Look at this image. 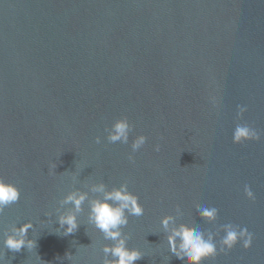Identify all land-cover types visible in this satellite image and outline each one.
<instances>
[{
    "label": "water",
    "instance_id": "95a60500",
    "mask_svg": "<svg viewBox=\"0 0 264 264\" xmlns=\"http://www.w3.org/2000/svg\"><path fill=\"white\" fill-rule=\"evenodd\" d=\"M122 118L128 143H109ZM237 119L260 139L233 138ZM0 180L20 192L0 214V264L111 260L87 202L75 234L57 223L72 207L60 200L102 199L101 183L126 184L144 209L121 230L135 264H264V0H0ZM166 216L169 229L215 227L217 252L177 259ZM222 219L252 234L249 249H220ZM25 223L35 246L8 251L5 233Z\"/></svg>",
    "mask_w": 264,
    "mask_h": 264
},
{
    "label": "clouds",
    "instance_id": "9594fccd",
    "mask_svg": "<svg viewBox=\"0 0 264 264\" xmlns=\"http://www.w3.org/2000/svg\"><path fill=\"white\" fill-rule=\"evenodd\" d=\"M245 107V102L237 101V111ZM108 132L107 140L109 143L117 142L128 143L129 133L132 131L126 118L116 120ZM233 138H239L243 141H258L260 139L257 132L251 130L246 121L237 119L232 128ZM146 137L138 136L131 145L133 153L140 150L146 143ZM100 143L99 137L95 141ZM157 145L155 151H159ZM132 162V156H129ZM55 167V166H52ZM75 180V177H73ZM92 193L102 194V199L89 200L87 192L72 191L59 201L61 208L71 205V209L66 213L58 215L57 223L61 229H64L65 236L73 235L78 229L77 215H79L85 202L88 203V223L93 225L102 235L104 240L111 241L113 246H105L102 251L105 257L111 256L112 259H104L103 264H135L143 257L136 250H129L126 241L130 238L122 233V229L128 225V216L141 217L144 209L138 203V198L130 194L127 185L122 184L119 189L106 191L104 184H98L91 187ZM245 196L254 201V195L249 187L245 186ZM20 200L19 190L12 184L0 180V214L4 213L6 208L17 204ZM111 202V203H109ZM218 206L215 202H203L196 206V211L208 217H215ZM59 212V209H57ZM179 213L180 209L177 208ZM127 214V215H126ZM161 226L165 232L171 231L167 237L170 252L180 260L192 259L199 260L206 253H216L218 246L213 233L217 231L215 227L209 226L205 232L204 226L200 224L194 227H188L181 224L178 228L169 229L170 224H175L173 216H166L161 220ZM220 224L226 225L224 228V238L220 240V249L231 250L238 241H242V247L247 250L251 246L252 234L247 229H237L226 220H221ZM33 228L31 223H25L19 228L11 226L10 233H5L4 247L13 253H19L22 249L31 250L34 242L27 238L28 232ZM179 241V243H177ZM69 259L71 256H67Z\"/></svg>",
    "mask_w": 264,
    "mask_h": 264
}]
</instances>
